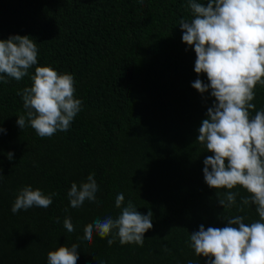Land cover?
Returning a JSON list of instances; mask_svg holds the SVG:
<instances>
[{"label":"trees","instance_id":"trees-1","mask_svg":"<svg viewBox=\"0 0 264 264\" xmlns=\"http://www.w3.org/2000/svg\"><path fill=\"white\" fill-rule=\"evenodd\" d=\"M205 3L207 0H197ZM189 0H0V40L29 36L37 43V65L16 81L0 82V264H48L50 251L79 245L77 264H208L190 245L199 226L223 228L236 215L259 220L250 194L237 186L236 206L224 209L204 178V159L214 155L197 141L215 98L192 87L208 84L194 71V48L182 40L181 19L190 20ZM49 66L74 77L81 111L66 132L39 137L17 125L25 114L18 91L31 87L35 67ZM250 116L264 110V86L254 89ZM12 152L13 159H8ZM227 164V161H226ZM94 173L97 202L72 208L68 192ZM55 193L47 208L13 214L25 186ZM124 205L153 213L143 246H111L84 228L121 214ZM244 211L240 212L239 207ZM75 231L68 233L65 218ZM59 218V222H57ZM235 226V225H234ZM238 227V226H235ZM166 237V238H165Z\"/></svg>","mask_w":264,"mask_h":264},{"label":"clouds","instance_id":"clouds-1","mask_svg":"<svg viewBox=\"0 0 264 264\" xmlns=\"http://www.w3.org/2000/svg\"><path fill=\"white\" fill-rule=\"evenodd\" d=\"M188 6L192 18L179 21L182 40L196 53L194 71L206 74L209 81L205 84L197 79L192 87L201 94L210 91L215 98L197 137L214 154L204 159L205 182L211 188L229 190L223 196L217 193L224 209L236 206L239 193L231 190L242 186L250 195L241 198V205L254 204L259 215V220L250 224L244 222V216L236 215L225 218L227 226L223 228L200 225L199 231L191 233L189 246L197 256L209 258L208 264H264V110L250 116V110L255 109L251 103L254 89L258 84L264 86V0H207L206 4L189 0ZM34 41L20 35L0 40V82L8 83L7 78L20 81L29 75V69L37 65ZM31 80V87L17 93L26 110L17 125L22 130L30 125L41 138L68 131L82 107V101L74 97V77L37 66ZM7 155L13 159L12 152ZM97 192L93 173L79 187L73 183L67 195L72 208H81L85 201L96 203ZM54 195L25 186L11 211L16 214L33 206L47 209ZM124 201L119 193L115 206L121 208ZM152 216L151 210L143 215L128 201L118 218L107 216L86 225L83 239L91 243L95 233L100 238L111 236L109 246L117 237L121 245L143 246L144 234L153 228ZM64 227L68 233L75 231L70 217L65 218ZM78 249L73 243L50 251L48 264H77Z\"/></svg>","mask_w":264,"mask_h":264}]
</instances>
